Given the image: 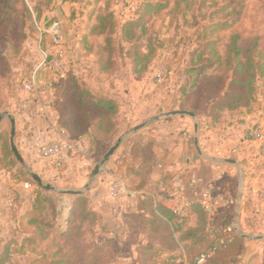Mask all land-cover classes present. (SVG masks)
I'll use <instances>...</instances> for the list:
<instances>
[{
    "label": "rangeland",
    "instance_id": "374dc122",
    "mask_svg": "<svg viewBox=\"0 0 264 264\" xmlns=\"http://www.w3.org/2000/svg\"><path fill=\"white\" fill-rule=\"evenodd\" d=\"M16 1L0 0V25H8L6 31L0 35V113L10 112L16 119L19 118L21 123H25L21 115L24 103L29 100L35 102V107L31 109L42 110L44 122L56 127L53 130V138H56L65 132L61 125L65 115L59 110L54 90L61 79L66 78V74H74L80 84L97 91L109 92L110 88L119 90L122 85V89L134 92L138 102L148 101L153 106L148 114H140L137 124L131 125L125 119L126 113H121L122 105L125 106V112L128 106L126 107L125 101L121 102L119 134L109 143H100L99 149L93 153L88 146L86 155L75 156L76 161L71 162V168L68 163L62 168L50 163L48 168L42 171L44 181L57 188L79 189L90 183L89 190L83 195H68L45 189V192L53 197L51 203H46L45 218L55 219L58 230L66 231L69 224L66 220L70 221L77 196H84L89 206L99 213V219L93 229L85 227L88 240L85 243V252H88L87 247L91 243V246L103 251L102 264H159V257L178 255L182 249L175 231L164 232L159 230L158 224H148L153 212L159 215L156 205L159 202L165 203L171 191L183 190L185 194L192 196L205 187H212L220 194L224 193L223 202H229V207L228 211L219 209L215 214H211V218L217 223H225L231 220L230 214H233V218L237 216L240 172L236 165L210 158H195L190 171L202 180L196 187L190 185L188 179L182 181L183 186L177 187L170 179L156 174L159 169L165 168L160 150L167 149L165 143L169 134L183 133L184 129L194 135V130L189 117L177 116L174 119L159 121L151 120V117L163 111L183 109L182 106L193 108L197 105V95H182L181 86L189 76L191 77L186 71L191 66L193 51L199 46L202 47L209 38H217L216 47L222 55L226 54L231 37L236 34L240 37V45L244 51L255 41L258 42L259 48L264 50V0H244L245 9L241 18L230 28L220 30L213 36H210L205 28L224 16L216 11L224 4L223 0H191L192 7L189 10L185 8L184 3L177 4V0H169L168 8L150 19L147 33L140 38L143 51H146L145 46L149 44L155 47V51L157 48L153 61L141 76L133 72L127 54L130 44L123 40L121 28L126 21L138 16L146 0H23L15 5V8L14 5L10 7L11 3ZM106 10H111L117 21V28L112 35L116 69L111 73L101 72L97 66L96 46L103 43L104 38L90 36L85 39L84 36L96 23L97 15ZM55 21L60 23L63 33L60 46H55L48 33ZM55 57L57 63L53 62ZM203 73H198L200 79H203ZM32 75L37 79L35 91L26 90L24 87ZM174 90H177V95L170 106L166 107L168 104L165 106L159 101V93ZM203 111L206 112L202 109ZM257 116L264 117V87L261 81L257 83L254 99L249 106L237 113L226 115L225 122L213 125L210 117H203L201 126L204 137L208 128L212 129L213 140L218 143L223 142L228 130L232 133L227 135V138L233 139V146L222 151L215 150L214 154L243 160V163L251 167L260 165L264 157L256 163H251L248 155L244 156H255L258 149V145L247 137L251 127L256 124L262 126V121L254 120ZM251 118L253 122L250 127L242 130V125L250 123ZM142 122L147 123L123 143L124 148L128 147L136 164L125 165L127 162L124 157L118 160L117 175L104 173L101 179H98L100 171L97 176H92L95 165L117 138ZM10 129V121L5 117L0 122V180H3L4 185L0 194H4L6 206L13 217L19 193L16 184L24 182L19 174L23 171L31 177L29 170L32 169L26 161L24 165L20 163L13 153ZM89 156L96 158V161H90L86 169H81L77 160H86ZM105 166L106 164L102 168ZM127 171L131 176L126 177ZM115 176L121 177L128 187L141 193L124 199L112 197L109 194V186ZM161 178L164 179L166 190L159 187ZM30 184L41 188L35 180ZM255 218L261 219V214L252 216V219ZM194 220V217H190L191 223H194ZM161 236L166 237L163 245ZM49 244L50 241L39 245L32 244L27 246L25 253H14L4 261V244H0V264H29L33 258L47 250ZM159 248H165L166 253H162L163 256H159ZM239 251L246 253L245 259L240 260L247 263L252 261L250 257L254 253L251 250L239 247ZM226 254L223 249L218 255L224 257ZM238 261L239 259H234L235 263Z\"/></svg>",
    "mask_w": 264,
    "mask_h": 264
},
{
    "label": "trees",
    "instance_id": "16d2710c",
    "mask_svg": "<svg viewBox=\"0 0 264 264\" xmlns=\"http://www.w3.org/2000/svg\"><path fill=\"white\" fill-rule=\"evenodd\" d=\"M22 2L23 0H17L16 3H11L10 7L14 5L15 8V5ZM182 3L188 10L192 7L191 0H177V4ZM223 3L216 11L223 13L224 16L218 18V22H214L212 26L205 28L210 36L233 26L244 12V0H223ZM168 5L169 0H146L138 16L126 21L121 28L123 40L130 44L127 54L135 74L143 75L157 51V48L155 51V47L153 48L151 44L145 46L146 51H143L140 38L147 33L150 19L160 15ZM7 27L8 25H0V35ZM116 28L114 13L106 10L97 15L96 23L91 26L88 34L84 35L85 39L90 36L104 38L103 43L97 44L95 51L98 70L101 72L111 73L116 69L113 55L115 48L112 42ZM216 44L217 38H209L202 47L199 46L193 51L191 66L186 71L191 77L189 76L181 86L182 95L194 93L198 99L195 107L182 106V108L194 111L201 120L207 115L213 125L225 122L226 115L248 107L254 99L259 81L264 87V50L259 48L257 41L244 51L240 45L239 35H233L224 55L218 51ZM198 73L204 74L203 79L198 77ZM54 93L59 110L65 115L61 121L62 127L71 137H87L92 153L99 149L100 143H109L119 134L120 103L113 94L80 84L74 74H66V78H62L55 86ZM209 107L212 108L208 110ZM202 109L206 112H202ZM188 143L194 159L200 158L194 145V135L190 134ZM24 173L22 171L19 174L24 182H34ZM128 176H131L130 172L126 173V177ZM45 191L38 187L30 209L19 217L15 211L12 213L17 221V228L14 230L15 237L4 244L2 261L14 253H25L27 246L50 241L47 250L42 251L29 264H102L104 255L102 250L94 248L91 243L87 247L88 252L84 250L85 243L88 242L85 227L89 226L93 229L99 219V213L89 206L84 196H77L68 228L61 232L57 228L55 219L45 218L46 203L53 201L51 194ZM156 209L159 215L153 212L148 224H158L159 230L164 232L175 231L177 240L182 245L178 255L159 257V264H198L199 256L215 248V254L203 264H235L238 241L241 238L235 231L233 238L222 233L223 227L233 225V214L229 215L231 220L217 223L199 200H196L191 207V211L195 214L194 223L190 222V213L176 214L163 202H159ZM161 237V245H163L166 237ZM223 249L227 254L221 257L218 254ZM162 253H166L165 248H159V256H163ZM254 257L253 254L250 259ZM241 264L254 263L251 261Z\"/></svg>",
    "mask_w": 264,
    "mask_h": 264
},
{
    "label": "crops",
    "instance_id": "0c3cea01",
    "mask_svg": "<svg viewBox=\"0 0 264 264\" xmlns=\"http://www.w3.org/2000/svg\"><path fill=\"white\" fill-rule=\"evenodd\" d=\"M121 86H119V90H116V88H110V89L108 88L109 92L118 98L120 107H121V102L122 103L123 101L126 102V107L128 106L126 112H125V106L122 105L121 113L123 115L126 113L125 119L127 123H130L131 125L137 124L138 123L137 119L140 117V114L142 113L148 114V112L153 108V106H151L148 101L142 103L143 101L139 100L138 102L132 90H130L131 92L124 90L121 88ZM174 91L160 92L159 101L165 106L166 104H168L166 107H169L170 103L174 99V96L177 95V90L175 92ZM34 107H35V102H31L30 100L24 103V108L23 111H21V115L25 123L23 122L21 123L19 118L16 119L17 131H16L15 142L21 155L23 156L29 167L43 177L44 173L42 171L48 168V165H50L51 161L41 156L39 145L42 141H47L54 137L53 130L54 128L56 129V127L55 126L52 127L50 123L46 124L42 118L44 116L42 110L33 111L31 108ZM140 108H142L141 111L143 110L144 112L139 111ZM44 109H46V106ZM179 117H183V116H179ZM171 119H174V117ZM255 119L258 122L262 121V126H264V117L260 118L257 116L254 118V120ZM199 120H200L199 140L203 152H205L206 154L212 157H215L213 159L217 161L219 160L216 158H227V157L217 156L214 154V152L215 150H221V151L224 149L226 150L229 147L233 146L232 145L233 139L230 137L227 138V135L232 134L231 131L228 130L226 132L227 135L225 136V138H223V142L218 143V141L216 142L215 140H213L212 129L210 128L206 129L207 134L204 137L203 127L201 126L202 120L201 119ZM249 122L250 123H246V124L244 123L241 129L242 130L248 129L251 123L253 122L252 118L251 120L249 119ZM21 128L24 130H21ZM63 130L65 131L63 132L64 134L70 136L65 129ZM189 137H190L189 131L184 129H183V133L177 132L176 134L174 133L169 134L166 141L167 143H165V147H167V149L164 151L161 148L160 150V154L164 159L163 165L165 168L163 170L159 169V171L156 172V174L159 175V177L163 176L166 179H170L177 187L183 186L182 181L184 179L187 181L188 172L192 170L190 167L194 165L196 161V159H194L193 157V154H191L190 152V145L188 143ZM77 139L85 143L87 146H90L89 139L87 137H82ZM123 143L122 146H120L119 150H117V152L113 154L114 156L113 157L111 156L112 158L108 160L106 166L102 168L98 179H101L104 173H108V174L114 173L115 175H117L116 171L118 168V160L124 157L127 162L125 165L132 166L136 164V162L132 159L128 151V147L124 148ZM198 155L200 156V158H205L201 156L199 153ZM245 155H248L247 158L251 163H256L257 161L262 159V157H264L259 153L258 149L255 153V156H249L250 154H244V156ZM73 161H76L75 156L72 157L68 162V166H70V168H71V162ZM90 161H96V158L89 156V158H87L86 160L84 158L77 160V162L79 163L78 166H80L81 169H86V166ZM238 161L240 162L243 168L245 185L241 195L242 196V201L240 202L241 204H239L238 207L236 205L237 216L233 218V225L238 224L241 232L249 233L251 235L259 234L264 236V160H262V163L256 167L255 166L251 167L246 165L245 163H243V160L242 161L238 160ZM16 186L19 189L18 191L19 193H18V199L16 200L15 203L14 210L17 214V217H19L26 210L30 209L31 202L38 187H35L34 185L27 182L17 183ZM1 187H4L3 180L2 182L0 180V191H1ZM5 200L6 198L4 197V194H0V244H5L10 239L15 237L14 230L17 228V221L10 215ZM228 205L229 202L224 201L220 209L221 210L225 209L224 211H228V207H229ZM258 214L259 215L261 214V219H257V218L252 219V216L254 217ZM190 216L195 218V214L192 211L190 212ZM245 217H248V219H246ZM237 234L241 238V240L238 241L239 247L243 248L244 250H251L252 253H254L255 257L252 259V263L263 264L264 246L262 247L261 244H264V237L260 240H251L248 238L241 237L239 233ZM239 247H238V252L235 255L236 261L238 259L239 261L235 264L244 263V260L242 261L240 259H245L244 255L246 253L239 251Z\"/></svg>",
    "mask_w": 264,
    "mask_h": 264
},
{
    "label": "built area",
    "instance_id": "2783aa9c",
    "mask_svg": "<svg viewBox=\"0 0 264 264\" xmlns=\"http://www.w3.org/2000/svg\"><path fill=\"white\" fill-rule=\"evenodd\" d=\"M48 33L50 34L55 46H60L63 41V33L60 23L55 21L51 24ZM54 63H57V57L53 59ZM37 86V79L35 75L25 83L26 90L35 91ZM247 137L255 141L258 144V150L264 154V128L261 125L256 124L251 127L247 132ZM87 145L77 138L68 136L64 133H60L56 138H52L47 141H42L39 145L40 154L43 158L50 160L57 168L64 167L69 160L76 155H86ZM162 167V165H160ZM188 181L190 185L198 186L202 181L196 173L188 172ZM159 187L161 190H166L164 179H159ZM140 191H136L127 186L126 182L119 176L111 181L109 186V194L117 199H124L128 196H135L140 194ZM199 200L202 206L210 213L215 214L223 204V194L217 192L212 187H205L200 192L194 193L189 196L183 192V190H174L170 192V196L165 202L166 206L176 214L182 212H191L193 203ZM10 203V200L8 201ZM234 225L225 226L222 229V233L225 236L233 238ZM263 247L264 244H261ZM216 252V248L208 253H204L198 257L197 263L203 264L209 260Z\"/></svg>",
    "mask_w": 264,
    "mask_h": 264
},
{
    "label": "water",
    "instance_id": "95a60500",
    "mask_svg": "<svg viewBox=\"0 0 264 264\" xmlns=\"http://www.w3.org/2000/svg\"><path fill=\"white\" fill-rule=\"evenodd\" d=\"M177 116H188L191 118V120L193 122V128H194V144H195V147H196L198 153L205 158H210V159L215 158V157H212V156L206 154L205 152H203V150L201 148L200 140H199L200 120H199L198 115L194 111L187 110V109H173V110H169V111H163V112H160V113L152 116L151 120H154V121L166 120V119L177 117ZM5 117L8 118V120L10 121V124H11V129H10L11 149H12L13 153L15 154L16 158L18 159V161L24 165L25 159L21 155V153H20V151L16 145V142H15L16 131H17L16 118L10 112L0 113V122ZM146 123L147 122H142V123L130 128V129L126 130L121 136H119L117 138L116 142L103 154L101 160L95 165L92 176H97L99 174V172L101 171L102 167L108 162V160L111 158V156H113V154L119 149L121 144L129 136H131L132 134L136 133L141 128H143L146 125ZM216 159H218L219 161H224V162H227L230 164H234L239 168L240 180H239V186H238V201H237V207H238L240 202H241V195H242V191H243V188L245 185L243 168H242L240 162L235 158H216ZM29 174L33 178V180H35L37 182L38 186H40L41 188L46 189V190H55L56 192L62 193V194L83 195L90 188L89 182L83 188H79V189L57 188V187L51 185L50 183H46L44 181L43 177L40 174H38L37 172L29 170ZM66 221L68 223L69 219H67ZM234 230H235V232L239 233L241 237L248 238L251 240H260L264 237V236L259 235V234L251 235L249 233L241 232L238 224L234 225Z\"/></svg>",
    "mask_w": 264,
    "mask_h": 264
}]
</instances>
